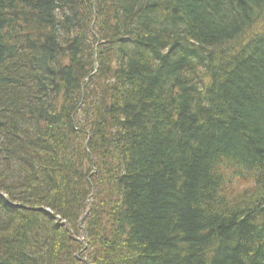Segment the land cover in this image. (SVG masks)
I'll return each instance as SVG.
<instances>
[{"label":"trees","instance_id":"trees-1","mask_svg":"<svg viewBox=\"0 0 264 264\" xmlns=\"http://www.w3.org/2000/svg\"><path fill=\"white\" fill-rule=\"evenodd\" d=\"M0 193V264H264V0H0Z\"/></svg>","mask_w":264,"mask_h":264},{"label":"water","instance_id":"water-1","mask_svg":"<svg viewBox=\"0 0 264 264\" xmlns=\"http://www.w3.org/2000/svg\"><path fill=\"white\" fill-rule=\"evenodd\" d=\"M95 63H96V61H95Z\"/></svg>","mask_w":264,"mask_h":264}]
</instances>
